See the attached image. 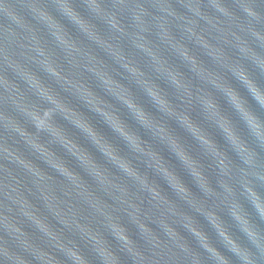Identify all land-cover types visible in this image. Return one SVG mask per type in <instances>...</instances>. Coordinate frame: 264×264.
I'll return each mask as SVG.
<instances>
[{"label": "clouds", "instance_id": "clouds-1", "mask_svg": "<svg viewBox=\"0 0 264 264\" xmlns=\"http://www.w3.org/2000/svg\"><path fill=\"white\" fill-rule=\"evenodd\" d=\"M50 2L51 7L47 0H32L27 4L32 18L29 20L10 0H0V15L9 21L6 26L0 25V57L19 69V74L29 88L35 90V99L30 104H20L27 119L23 122L13 121L15 131L20 133L30 148L38 150L43 156L42 159H38L37 155H33L36 159L25 158L9 145L0 143V159L3 161L5 154H9L40 180L46 177L57 180L58 176L71 179L79 187L86 188L88 181L52 147L58 145L76 159L94 183L102 186L101 190L103 186H111L116 190L114 193L105 191L103 208L96 209L93 206V215L97 210L101 213L98 222L105 229L93 236L103 246L98 250H90L98 264H125L121 254L131 264H264V83L256 78L253 71L264 74V0H231V4L226 0H211L213 8L227 19L205 13L206 0H192L187 4L191 16L176 7L177 3L183 4V0H159L158 4H154L153 0H110V3L108 0H83L87 14L75 6V0H61V8L55 7L56 0ZM157 9L168 15H160ZM58 16L67 19L84 37L100 45V49L124 70L127 78H131V82L143 90L162 118H155L142 104L137 103L130 88L121 80L103 69H90L93 75L99 72L102 85L109 86L102 87L103 90L124 105L136 122L175 156L191 177L196 191L153 144L144 140L121 119L118 112H109L95 102L90 106L89 100L83 96L61 87L98 114L124 141L129 151L142 159L147 168L167 184L172 193L170 196L147 171H142L132 159L122 154L41 75L13 60L8 47L14 43L11 38L20 35L18 30H29L32 33L29 38L38 44L40 28L37 25L41 26V21L44 22L43 29H55L51 35L62 46L68 50L81 51L76 39ZM170 17L185 23L178 25ZM201 19L207 22L204 27H200ZM95 21L102 22L106 32L101 31ZM209 25L225 34L221 38L227 44L233 43L228 39V34L235 37L236 43L231 54L209 41L205 35ZM233 26L246 32L252 38L251 41L233 31ZM157 41L171 45L179 54L181 63L189 62L186 68L192 74L190 77L180 68H165L167 59L159 54ZM125 43L132 52L126 50ZM190 44L208 49L204 55L211 61L220 62L221 65L227 63L226 73L218 75L217 72L209 71L204 66L205 62L192 53ZM36 51L43 58L40 63L47 77L55 78L57 83L65 80L68 84H75L78 92L86 93L88 97L96 96L97 93L85 82H75L66 76L48 56L45 48L36 47ZM135 54L144 57L145 64L155 62L153 79H145L147 74L136 61ZM87 55L106 64L95 50L89 51ZM163 72H166V76L162 75ZM229 74L246 89L260 111L253 108L248 99L233 86ZM221 77L226 81L225 84L219 82ZM158 80L165 81L173 90L175 100L170 98ZM10 84L18 88L5 75L0 64V85L7 88ZM113 84H119L121 88L126 86L130 94H114L111 88ZM217 93L230 105L237 119L221 108ZM195 107L199 108L204 120L222 135L223 146L193 118L192 110ZM210 111L221 118L213 119ZM58 118L78 129L102 154L106 163L99 162L87 150L79 151L84 147L58 122ZM10 119L12 117L0 108V122ZM168 120L175 121L192 137L199 146L200 156L193 154L190 147L169 127ZM201 157L207 159L209 164L206 165ZM37 160L42 161L47 168L41 167ZM107 165L115 168L119 175ZM3 166L0 163V169L8 175L0 177V191L14 201L31 204L26 198L11 196L7 191L11 188L13 192L19 193L20 189L17 184L9 183L16 177ZM209 168L215 179L209 174ZM53 172L56 176L52 175ZM92 195L89 193V198ZM11 211V206L0 200V227L14 229V233L27 236L30 232L25 225L14 223L7 214ZM223 213L230 218L231 225L226 222ZM23 215L34 222L37 230L50 237L56 236L48 218H41L27 208L23 210ZM200 217L207 222L215 239L205 230ZM125 218L127 223L124 222ZM67 223L64 220L61 225L64 227ZM129 224L134 226L135 235L130 231ZM28 225L33 228L32 224ZM233 226L240 235L233 231ZM89 234H92L91 229ZM29 243L28 240L24 241L25 249ZM40 261L44 264H93L89 255L78 247H66L64 244H60L58 253L41 249L38 256L23 255L21 251L15 250L14 241L7 231H0V264H39Z\"/></svg>", "mask_w": 264, "mask_h": 264}, {"label": "water", "instance_id": "water-1", "mask_svg": "<svg viewBox=\"0 0 264 264\" xmlns=\"http://www.w3.org/2000/svg\"><path fill=\"white\" fill-rule=\"evenodd\" d=\"M13 3L17 10L23 13L29 20H31V14L28 11L26 5L30 4L32 0H10ZM49 3V7H51L50 0H47ZM110 3V0H108ZM192 2V0H183V4H176V7L186 12L187 15L191 16L192 13L187 11V4ZM229 4H231V0H226ZM154 4H158L159 0H153ZM75 6L80 9V11L84 14H87L86 6L83 0H75ZM55 7L61 8L62 3L61 0H56ZM90 7V5H89ZM119 10V9H117ZM34 12L37 10L33 9ZM160 15H168L167 13L163 12V10L157 9ZM205 13H211L213 17H220L221 19H227L223 16L218 10H215L211 4V0H206V4L204 7ZM38 14V12H37ZM242 14V13H241ZM58 18L61 22L65 25L66 29L69 33L76 39V43L81 48V51L77 52L75 50H68L65 46H62L58 40L51 35L52 32L55 31L53 28H42L44 24L41 21V26L37 25L40 28V32L37 34L38 44L36 41H33L29 37L32 35L31 31L29 30H18L20 35L18 37H12L11 39L14 43H10L9 47V54L12 56L14 61H18L20 64L24 65L25 67L31 69L32 71L36 72L37 74L41 75L47 84L55 88L60 94L66 99V101L71 104L74 108L80 111L85 119H88L95 128L104 135L110 142H112L122 154L127 155L133 162L142 170L147 171L149 175L155 179L161 187L169 193L171 196V190L168 188L167 184L158 176H155L154 173L150 169L147 168V165L144 163L142 159H139L135 156V154L131 153L124 143V141L116 135L112 131V129L104 122V120L95 112L91 111L82 101L77 99L69 92H65L61 87L69 88L72 92L76 93L77 95L83 96L85 99L89 100L90 106L93 102L98 103L100 107H104L109 112H118L121 119L125 121V123L136 131L144 140L148 143L153 144V146L161 152L164 158L169 162V164L177 170L178 174L181 175L182 178L193 188L194 191L197 189L195 185L192 183L191 177L187 175V173L183 170L182 166L176 160L175 156L168 151V149L156 142L151 134L147 132L144 128H142L136 120L132 117L128 109L122 105L119 101H117L114 97L107 94L102 87H109L106 84H101V76L99 72L95 75L92 74L90 69H103L105 72L111 74L112 76L116 77L117 79L121 80L123 84L130 88L131 92L135 96L137 103H140L144 106L145 110L150 112L155 118L160 119L162 118L161 113L156 109V107L151 103L150 99L144 94L143 90L140 89L135 83L131 82L127 78V74L121 69L115 62L111 60L110 57L106 55L101 49L100 45L94 44L90 39L84 37L78 29L72 25L67 19L63 17ZM176 24H183L185 21L178 20L175 17H170ZM35 23V21H32ZM9 21L3 15H0V25H8ZM98 28L106 32L105 25L100 21H95ZM207 24L206 21L201 19L200 27H204ZM209 31L205 32V35L209 39V41L217 45L218 47H223L228 51L230 54L232 49L235 47V37L231 34H228V39L232 41V44H227L221 38L225 34L212 29L209 25ZM200 28L198 27V31ZM233 31L239 32L240 35L244 36L246 39L251 41V37L248 34L239 28L233 26ZM71 38V37H70ZM179 38V37H177ZM155 39V37H153ZM194 39V38H193ZM187 42V41H185ZM159 46V54L162 57L167 59V63L165 68L167 67H176L180 68L181 71L185 72L187 76H191L192 74L186 68L188 63L180 62L179 61V54L176 53L172 48L171 45L162 43L157 41L156 42ZM24 45V47H22ZM31 45V47H28ZM36 47H43L45 48L48 56L52 58L54 63L61 68L63 73L72 79L75 82L83 81L88 87L93 88V90L97 93L96 96L88 97L86 93L78 92L75 84H68L65 80H60L58 83L53 77H47L42 70L41 60L43 59L40 57L36 51ZM126 50L132 52L129 46L125 43ZM192 53L200 57L203 60L204 66L209 69V71L219 73H226L227 71V63L221 65L220 62H213L210 60L209 57L204 55L208 49L203 48L202 46H196L194 44H190ZM95 50L96 54L100 56L105 62L101 63L99 59L91 58L87 55L89 51ZM22 53L24 55H22ZM136 61L140 64L142 68H144L145 73L147 74L145 79L151 80L155 76V62H152L150 65L145 64V58L139 54H135ZM0 64L3 65L5 75L9 76V78L13 81L14 84L18 85L17 87H13L10 84L7 88L3 85H0V93H2V97H0V108L6 113L7 116L12 117V119L0 122V143L5 145H9L13 148L17 154L24 156L25 158H32L36 159L35 156L37 155L38 159H42L43 156L39 154L38 150L30 148L23 137H21L20 133L15 131V126L13 121L15 122H23L27 118L21 111L20 104L21 103H31L34 97V89L29 88L25 79L19 74V69L13 67L11 64L4 61L3 57H0ZM254 74L256 78L261 82L264 83V74H261L255 70ZM162 75L166 76V72H163ZM229 80L236 87L241 95L245 96L249 103L252 105L253 108L260 111L256 102L248 95L246 89L236 80H234L230 74L228 75ZM162 88H164L168 93L170 98L175 100V96L173 94V90L166 84L163 80L157 81ZM221 84H225L226 81L221 77L220 81ZM126 86H122L121 88L119 84L111 85V88L115 93H119L120 95H129ZM217 95L218 103L220 104L221 108L225 111L226 114L232 116L233 119H237L235 114L233 113L230 105L227 104L226 100L221 96L219 93ZM18 101L20 103H18ZM210 115H212L213 119H220V116H216L212 114L210 111ZM192 116L194 119L198 120L204 127L208 129V131L214 136L218 143L222 146L224 145V140L222 135L211 126L206 120H204L202 113L200 112L198 107L193 108ZM58 122L69 132L70 135L82 146L84 149H80L79 151H89L95 159H97L101 163H106L102 154L95 148L94 145L76 128H74L69 122L63 120L62 118H58ZM170 128H172L175 133L183 140L185 144H187L190 149L192 150L194 155L200 156V149L196 142L192 139V137L186 133L182 128H180L175 121L168 120L167 121ZM34 130V129H32ZM42 139L46 140L47 137H42ZM54 150L60 155L66 162L78 171L81 176L84 177L86 181H88L89 185L86 188L79 187L76 183H74L71 179L61 177H56L57 180H53L50 178H45L40 180L36 177L33 173L28 171L23 165H20L18 162L15 161L14 157H11L9 154H5V158L2 161L0 159V163L4 164V169H8L11 171L12 176H15V180H9V183H15L20 189V192H13L11 188L7 191L11 193V196H21L22 198H26L31 204L26 205L21 203L19 200H12L8 195H5L3 191H0V200L6 205H10L12 208L11 212L7 214L13 218V222L20 225H25V228L30 233L25 236L22 233H14V229H4L0 227V231H7L8 235L14 241L15 250L21 251L23 255L33 257L38 256L39 250L43 249L45 251H50L54 253H58L60 244H64L66 247H78L79 250L83 251L84 253L89 255V258L93 261V264H98L96 262V256L90 251L91 249H99L103 246L101 241H97L93 239L94 235L101 234L105 231L98 222V217H100L101 213L97 210L96 214L93 215L95 205L96 209L103 208V200L102 197L104 196L105 191L115 192V189H112L111 186H103V190H101L102 186L98 183H94L91 178L87 175V173L79 166V163L76 161L74 157H72L69 153H67L62 147L58 145L52 146ZM204 159L203 157H201ZM37 163L40 164L41 167L47 168V166L42 162L37 160ZM204 163L207 165L209 161L204 159ZM113 173L119 175L117 170L113 168L111 165H107ZM85 167H90L85 165ZM51 172V169H45V171ZM209 174L215 179L214 173L211 168H209ZM8 173L4 170L0 169V177L7 176ZM52 175L56 176L53 172ZM85 181H82L84 183ZM89 193L93 195L89 198ZM107 199V197H105ZM111 203L112 201L109 200ZM166 207V206H165ZM27 208L29 211H34L36 214L41 218H48L51 222V227L54 232H56L55 237H50L45 235L42 231L37 230L34 226V222L29 220L26 216L23 215V210ZM59 210V214L57 215V211ZM224 218L227 223L230 225L232 221L227 216L226 213H223ZM200 222L205 228L206 231L213 236L215 239V234L212 232L211 228L208 226L207 222L200 217ZM67 220L68 223L66 226H62L61 224ZM79 221V223H78ZM125 223H127V219L125 218ZM32 224L33 228L28 225ZM91 229V233L90 229ZM130 231L133 232L135 235V228L133 225H128ZM63 227V228H62ZM233 231L240 235L238 230L235 229L233 226ZM28 240L30 243L25 249L24 241ZM113 243H115L113 241ZM179 248V245L176 246ZM125 264H131V261L121 254ZM39 264H44L43 261H40Z\"/></svg>", "mask_w": 264, "mask_h": 264}]
</instances>
